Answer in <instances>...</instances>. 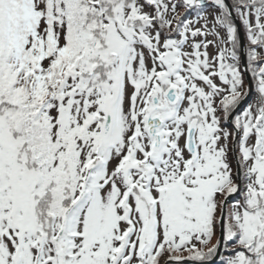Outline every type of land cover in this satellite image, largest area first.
Masks as SVG:
<instances>
[{
  "label": "snow or ice",
  "instance_id": "obj_1",
  "mask_svg": "<svg viewBox=\"0 0 264 264\" xmlns=\"http://www.w3.org/2000/svg\"><path fill=\"white\" fill-rule=\"evenodd\" d=\"M0 264H264V0H0Z\"/></svg>",
  "mask_w": 264,
  "mask_h": 264
},
{
  "label": "rangeland",
  "instance_id": "obj_2",
  "mask_svg": "<svg viewBox=\"0 0 264 264\" xmlns=\"http://www.w3.org/2000/svg\"><path fill=\"white\" fill-rule=\"evenodd\" d=\"M229 2H230V0H229ZM241 36H242V40H243V43H244V48H245V59H246V62H247V56H246V53H247V50H248V43H247V41H246V39H245V37H244V34H243V30H241V33H240V40H241ZM209 39H211V37H209ZM215 48H213V47H210L209 48V54L210 55H212V54H214L215 53ZM240 52H242V46H241V48H240ZM242 54V53H241ZM249 78H250V74H249ZM245 83H246V85H247V83H248V78H246V81H245ZM246 106V105H245ZM227 127H229V129L231 128V126L230 125H228Z\"/></svg>",
  "mask_w": 264,
  "mask_h": 264
},
{
  "label": "water",
  "instance_id": "obj_3",
  "mask_svg": "<svg viewBox=\"0 0 264 264\" xmlns=\"http://www.w3.org/2000/svg\"><path fill=\"white\" fill-rule=\"evenodd\" d=\"M241 44H242V63H245L246 64V59H245V48H244V43H243V40H242V36H241Z\"/></svg>",
  "mask_w": 264,
  "mask_h": 264
}]
</instances>
